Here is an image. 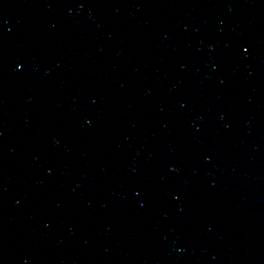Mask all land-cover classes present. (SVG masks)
<instances>
[{"label": "water", "instance_id": "1", "mask_svg": "<svg viewBox=\"0 0 264 264\" xmlns=\"http://www.w3.org/2000/svg\"><path fill=\"white\" fill-rule=\"evenodd\" d=\"M0 264H264V0H7Z\"/></svg>", "mask_w": 264, "mask_h": 264}]
</instances>
